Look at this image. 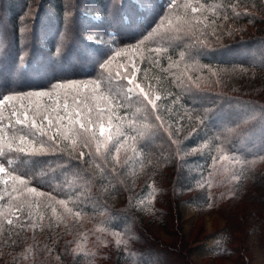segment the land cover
I'll use <instances>...</instances> for the list:
<instances>
[{"label": "rangeland", "instance_id": "rangeland-1", "mask_svg": "<svg viewBox=\"0 0 264 264\" xmlns=\"http://www.w3.org/2000/svg\"><path fill=\"white\" fill-rule=\"evenodd\" d=\"M74 1L67 0L71 6ZM132 1L142 11L148 8L143 12L144 20L136 24L144 27L149 23L154 28L149 37L156 36L146 47L142 46V40H126L128 35L112 23L110 3L105 13L91 11L90 21L82 25V30L90 34L88 38L97 44L81 47L90 56L89 61L97 64L98 77L96 74L70 80L63 91L28 90L0 95V99L17 98L14 101L17 107L23 103L42 109L56 104L62 106L76 97L83 101V115L87 117L91 109L94 121L88 124L87 132L74 123L60 125L58 133L56 129L45 128L47 136L57 135V140L51 141L14 122L15 131H12L7 125L13 104L0 105L3 121L0 147L7 153L0 156V164L7 173H0L2 196L8 192V186L19 185L9 175L25 180L27 162L37 157L56 161L54 156L60 152L69 159L56 161L57 167L65 166L63 179L72 177L75 181L71 187L68 182L64 184L68 197L48 196L34 210L16 205L6 220L15 222L19 217L17 225H30L26 217L29 214L32 217L42 206V211L47 213V227H50L48 218L55 217L99 233L104 231L102 240L108 247L101 256L110 259L108 264H264V171H255L252 158H248L250 147L259 146L255 143L234 151L230 145L238 137L241 121L249 117L247 107L241 103L251 102L256 95L264 96V71L258 73L252 61L255 58L264 62V0ZM79 3L88 9L100 10V6H95L98 0H79ZM160 3L165 15L155 20ZM188 4L197 6L198 13L193 14L186 7ZM6 6L7 3L4 7L0 5V30L4 24L9 27ZM67 13L70 15L71 10ZM127 15H121L120 20H128ZM29 18L25 10L21 18L25 42V36L32 30ZM173 45V50L166 48ZM149 50L157 52L151 55L159 58L156 62L144 61L143 54ZM164 53H168L167 57ZM211 57L215 59L214 64L206 61ZM171 61H175L171 66L175 80L186 89L194 90L192 93L203 94L201 89H204L208 94L220 92L231 99L227 100L230 103L227 107L206 108L204 116L214 129L207 127L200 137L196 132L204 124L195 114L170 116L158 112L162 94L156 78L147 73L148 65L162 66ZM102 64L105 66L100 69ZM22 66L20 63L18 68ZM129 68L131 76L138 77L141 86L150 92L157 109L146 105L138 89L128 92L127 78L119 74ZM71 107L76 109L75 104ZM97 110L102 112L100 119L95 118ZM156 115L161 119L156 120ZM101 125L105 128L103 137ZM22 134L27 138L21 145ZM116 140L120 142L119 153L113 147ZM187 140L192 141L190 146ZM9 144L13 148L22 146L24 151L8 152ZM205 154H209L208 158L211 156L209 160L214 159L213 173L208 171L210 163ZM74 160L89 162L91 173L97 172L99 176L91 178L88 169L74 167ZM183 169L185 176L193 169L191 180L183 181L180 174ZM5 179L9 180L8 185L3 183ZM61 200L65 201L64 205L59 204ZM124 206L129 210L130 220H120L117 227L110 222L105 229L102 225L105 215L112 218V211L119 213ZM170 247L177 250L172 251ZM150 253L155 254L152 257Z\"/></svg>", "mask_w": 264, "mask_h": 264}, {"label": "trees", "instance_id": "trees-1", "mask_svg": "<svg viewBox=\"0 0 264 264\" xmlns=\"http://www.w3.org/2000/svg\"><path fill=\"white\" fill-rule=\"evenodd\" d=\"M74 2V5L71 6L67 0L1 1V7H4L5 3H7V22H9V27H5L4 24V29L0 30V33H2V39H0L1 96L28 90H35L33 92H40L41 90L54 91L57 89L63 91L67 82H71L70 80H77L79 77L85 76L94 77L96 74H98V77L100 72H97L99 71L97 70V64L89 61L90 56L81 47L84 44H94V40L88 38L90 34L82 30V25L83 22L87 25L88 20L90 21L89 17L93 14L91 11L105 13L110 3L113 8L112 23L114 25L117 24V28L128 35L126 40L133 39L136 42L142 40V46L146 47L148 42H150L149 40L154 39L156 36L153 34L149 37L154 30L149 23L144 25V27H136L137 22L144 20L146 15H143V12L147 11L148 8L142 11L139 9L138 4H134L132 0H126L125 2L124 0H98L99 5H95L96 7L100 6L98 11H96L97 9H88V7L79 3V0ZM230 2H235V0ZM158 6L154 16L155 20H159L165 15L162 10L164 9L163 5L160 3ZM25 10L27 14H30L29 20L32 28L29 34L25 36L26 42L21 29V18ZM69 10H71L70 15L67 13ZM127 14H129L128 20H120L121 15L128 16ZM82 17L85 19H82ZM150 17L152 18V16ZM44 21L45 23L42 24ZM100 22H102V19ZM94 45L97 46V44ZM165 45H170V43H165ZM166 48L173 50L175 46ZM168 53H164V57H167ZM152 54H157V52L149 50L144 53L143 55L146 56L144 61L156 62L159 58L151 56ZM76 59L78 62H75ZM213 59L211 57V59H206V61L214 64L212 62ZM252 61L256 63L253 65L257 67V72L263 73L264 62L257 61L255 58ZM146 62L142 63V65ZM20 63L24 65L22 68H18ZM173 63L175 61L168 62L162 66H158L156 63L154 65L151 64V66L148 65L147 73L156 78L160 88L159 91L162 94L158 112H160V115L170 116L174 114L177 116H180V114H185L186 116L195 114V117L202 119L205 125H201L196 132L197 136L200 137L204 132L202 130H206L207 127L211 131L214 129L208 118L204 116L206 108L212 107L217 110L222 105L227 107L230 104L227 100L231 101V99H227V96L220 92L208 94L206 93L208 91L204 89H201L204 92L203 94L192 93L194 90L186 89L175 80L172 74L173 69H171ZM37 65L38 67H36ZM68 72H71V74H68ZM262 87H264V84ZM241 104L247 107L246 110L249 112V117L247 116V119L245 118L241 121L243 124L238 131V137H235L230 145L235 151L239 147L241 150L245 149V146L249 147L251 144L256 143L259 147L251 146L248 158H252L255 171H260L261 169L264 171V96H261V94L256 95L251 102L246 101ZM247 124H250L249 128H246ZM215 126L218 128L220 125ZM225 134L229 135L231 133ZM250 138L251 140L248 142ZM168 141L171 142L172 140ZM187 141H189L188 145L190 146L192 141ZM219 141H223V139L219 138ZM65 155L60 152L54 157L59 161L68 162L69 159ZM208 155L205 154V157L208 158ZM209 158L207 159L208 163H210L208 171L213 173L211 164L214 163V159L209 160ZM56 161L49 157H37L27 162L26 167L24 166L27 171L24 175V185L12 184L14 188L18 189L17 193L12 190V185L8 186V192L4 196L6 199L0 200V264L109 263L110 259L106 260L105 256H101L104 254V249L108 247V244L102 240L104 231L99 233L92 228L76 225L74 221L69 224L67 221L66 223L62 219H55V217L48 218L50 227H47V213L42 211L44 210L42 206L38 208V212L36 211L32 215V219L35 221L34 225L31 222L30 225H23V227L15 224L14 229L7 226L5 217L16 205H24L26 208L34 210L36 205L48 196L56 198L68 197L65 193L67 188L64 184L68 182L71 187L75 185V181L72 177L63 179L65 166L57 167L58 163ZM73 162L75 164L74 167L77 166L81 170L88 169L91 178L99 176L97 172L96 174L91 173L92 169L89 162L84 160H74ZM180 174L183 175L182 179L185 182V180L193 178L194 171L192 169L185 176L183 169ZM0 186L2 187L1 184ZM29 189H35L36 191H29ZM0 196H2L1 190ZM128 212L129 210L124 206L119 210V213L112 211L116 218H111V215H105L102 221L103 227L107 229L110 222L113 223L111 224L113 227L120 226V220L125 218L130 220ZM40 217H43V219H39ZM12 232H16L18 235L13 236L12 240H9L8 236ZM152 247L150 246V248ZM171 248H173L172 251L177 250L176 247H170L169 249ZM159 250L162 251L161 249ZM150 254L153 257L155 253ZM148 256L150 257V255ZM117 260L118 258H116Z\"/></svg>", "mask_w": 264, "mask_h": 264}, {"label": "snow or ice", "instance_id": "snow-or-ice-1", "mask_svg": "<svg viewBox=\"0 0 264 264\" xmlns=\"http://www.w3.org/2000/svg\"><path fill=\"white\" fill-rule=\"evenodd\" d=\"M187 8H190L191 12L193 14L198 13L199 8L197 6H192L191 4L186 5ZM169 24H171V21H168ZM179 28V25H177ZM105 65H101V67H104ZM132 69H127L125 73L119 74L127 78V84L130 86L128 88V92L132 93L136 89L139 90V95H142L144 102L146 105H150L152 109H157V104L153 101L151 98L150 92H146L145 88L141 86V84L138 82V77L131 76ZM130 77V78H129ZM37 96H48V93H36ZM15 97H5L3 99H0V105L8 106L11 102L13 104V110L11 111L9 119V123L7 125L8 128L12 129V131H15L13 128V122L15 125H19L22 128H28L30 131L38 134L39 136H47V132L45 131V128L48 129H56L58 133V128L60 125L67 124V123H74L78 124L79 128L83 131L87 132L88 124H92L93 121V111L91 109L88 110L87 117L83 115V109L81 108V104L83 101L78 100L76 97H72L70 102H65L63 105L56 104L54 107H45L41 108L40 106L28 107L25 106L23 103H21L18 107L15 106L14 101ZM66 100L68 98H65ZM161 99L160 97H156V100ZM71 104L76 105V109H73L71 107ZM102 117V112L97 110L95 113V118L100 119ZM156 120H160L161 117L159 115L155 116ZM86 121V122H85ZM3 125V121L0 120V126ZM105 132V128L103 125L100 127V136L103 137ZM27 137L25 135L20 136V143L23 144L24 140ZM48 140L56 141L57 135L54 134L52 136H47ZM109 139L112 138L109 136ZM119 141H113V147L115 148V151L117 153L120 152L119 147ZM85 144H88V141L85 140ZM44 147V143H41V148ZM99 150V149H98ZM13 151H20L23 152L24 148L21 146L19 148H13L12 144L8 145V152ZM111 151V149L109 150ZM82 154V153H81ZM7 153H5L4 149L0 147V156H6ZM0 173H6V169L3 166V164H0ZM7 174V173H6ZM9 179H11L13 182L19 181V184L24 185L25 181L21 179L19 176H11L9 175ZM9 180L5 179L3 183L5 185H8ZM13 191H18V189L13 188ZM29 191H36L35 189H29ZM6 199L4 196H0V200ZM59 204L64 205L65 201L61 200L59 201ZM19 207V206H18ZM52 211L55 213L56 209L53 208ZM69 211H71L69 209ZM78 215V213H77ZM26 219L31 222L33 225L35 224V221H33L31 215L29 214ZM39 219H43V217H40ZM19 217H16L15 222L13 219H7L6 224L10 226L11 228H15V224L19 223ZM23 227V225H21ZM18 235L16 232H12L9 234L8 239L12 240L13 236ZM14 242V241H13Z\"/></svg>", "mask_w": 264, "mask_h": 264}]
</instances>
